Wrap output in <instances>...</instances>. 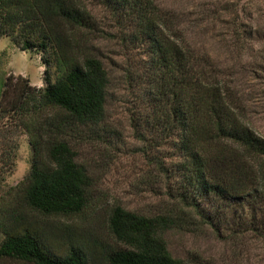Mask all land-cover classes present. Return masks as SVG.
<instances>
[{
    "label": "trees",
    "instance_id": "1",
    "mask_svg": "<svg viewBox=\"0 0 264 264\" xmlns=\"http://www.w3.org/2000/svg\"><path fill=\"white\" fill-rule=\"evenodd\" d=\"M88 1L114 12L122 40L146 53L134 77L145 96L135 125L145 122L173 143L175 229L186 219L217 232L251 234L264 247V136L247 122L252 96L238 69L247 54L264 72L263 7L256 12L242 0H224L193 25L176 10L173 26L155 0H0V38L36 50L44 66L43 86L11 74L0 97L6 166L14 165L18 129L33 153L26 176L0 196V264H199L196 256L169 249L164 233L174 225L166 214L114 205L107 224L113 245L90 236L59 244L46 226L95 206L93 176L71 142L104 122L110 88L98 52L101 28ZM219 25L216 38L233 63L194 42Z\"/></svg>",
    "mask_w": 264,
    "mask_h": 264
},
{
    "label": "rangeland",
    "instance_id": "2",
    "mask_svg": "<svg viewBox=\"0 0 264 264\" xmlns=\"http://www.w3.org/2000/svg\"><path fill=\"white\" fill-rule=\"evenodd\" d=\"M155 1L175 26L176 10L185 17L189 16L190 20L186 18V21L193 25L204 10L218 9L224 0ZM243 2L256 12L258 7L264 8V0H242L240 3ZM86 5L101 28L98 52L110 73V88L104 122L86 128L84 135L72 136L71 142L77 151L78 161L86 164L93 176L95 206L70 220L47 221V228L53 230L51 235L59 244L62 239L70 244L89 236L105 244H116L107 224L111 208L121 204L143 214L172 217L174 226L164 233V237L174 256H196L199 264H264V247L251 234L235 235L225 229L220 233L207 225H187L186 219L182 228L175 229V181L179 177L178 174L175 177L173 143L165 142L160 131L145 122L135 125L140 119V98L145 97L141 84L135 78L142 70L146 53L132 41L122 40V24L114 12L95 1H88ZM205 30L207 28L201 32ZM220 32L219 25L208 36L200 33L194 42L205 43L211 55L233 63L236 58L230 59L229 52L216 38ZM253 61L251 55H241L238 69L241 78L247 80L245 87L252 96L247 105V122L264 136V72L253 65ZM43 71L44 66L36 50L24 51L11 37L0 38V97L4 81L11 74L27 77L33 85L40 87L44 84ZM15 132V145L18 147L11 167H7L2 159L5 139L0 134V196L18 184L31 167L33 153L28 135L20 129ZM158 160L163 162L166 171L158 165ZM7 264L16 263L7 261Z\"/></svg>",
    "mask_w": 264,
    "mask_h": 264
}]
</instances>
